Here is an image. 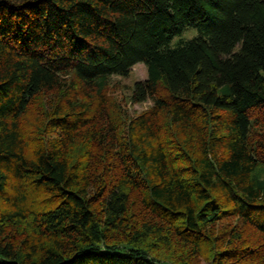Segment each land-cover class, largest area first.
<instances>
[{"label": "trees", "instance_id": "trees-1", "mask_svg": "<svg viewBox=\"0 0 264 264\" xmlns=\"http://www.w3.org/2000/svg\"><path fill=\"white\" fill-rule=\"evenodd\" d=\"M138 63L152 104L121 138L108 83ZM233 217L264 264V0H0V264H163L153 245L196 255Z\"/></svg>", "mask_w": 264, "mask_h": 264}, {"label": "rangeland", "instance_id": "rangeland-1", "mask_svg": "<svg viewBox=\"0 0 264 264\" xmlns=\"http://www.w3.org/2000/svg\"><path fill=\"white\" fill-rule=\"evenodd\" d=\"M195 34H197V29L190 27L180 35L174 37L172 44L177 45L178 42L187 40ZM146 76L145 66L142 63H138L132 67L126 77L112 76L109 79L107 88L109 113L117 125L118 135L121 136V138L124 135L123 130L127 120L145 111L152 104L150 100L135 103L129 99L133 83L135 81L144 80ZM52 101V92H46L37 95L30 104L27 113L21 119V125L27 137L30 138L36 135V128L40 121L44 119V114L50 108ZM124 120L126 122H124ZM44 136L52 138L55 134L45 133ZM40 137L42 136L40 135ZM94 164L96 168H98L97 174L101 175V172L105 169L102 167L104 161L101 162L99 160L98 163ZM113 167H110V169L106 168V172H108V174H113L114 170H111L114 169ZM137 196L138 195H136V198L129 206V216L133 220H139L140 218ZM234 230L239 232L241 240H233L232 234ZM211 231L212 234L216 236L217 240L214 243H209L207 246L203 245L196 255L188 252L186 247H183L181 243L175 241H170V244L153 245L155 247H151L149 250L151 255L158 258L163 264H212L213 255L215 251L218 250L217 248L230 252L232 257L230 260H226L229 264H261L260 262L255 263L254 261L256 260H252V258L256 257L255 255L249 256L251 254H248L250 250L260 245V243H258V238L255 233L238 218L233 217L222 220L214 224Z\"/></svg>", "mask_w": 264, "mask_h": 264}]
</instances>
